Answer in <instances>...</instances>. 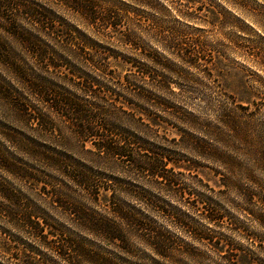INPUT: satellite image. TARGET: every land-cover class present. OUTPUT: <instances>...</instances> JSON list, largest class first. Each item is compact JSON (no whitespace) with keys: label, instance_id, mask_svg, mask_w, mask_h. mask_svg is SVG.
<instances>
[{"label":"trees","instance_id":"obj_1","mask_svg":"<svg viewBox=\"0 0 264 264\" xmlns=\"http://www.w3.org/2000/svg\"><path fill=\"white\" fill-rule=\"evenodd\" d=\"M9 4L0 0V15ZM21 9L29 18L24 50H0V100L10 109L0 134V226L9 229L0 264H126L120 255L135 252L178 264L181 246L157 221L192 235L177 207L185 199L186 159L216 161L228 174L241 165L240 151L215 150V132L184 102L183 71L158 53L121 80L110 68L118 57L100 40L49 11ZM73 9L100 26L102 37L122 33L111 10L90 3ZM225 131L239 138L230 124ZM241 152L264 161L258 149ZM200 196L193 213L222 225L209 197Z\"/></svg>","mask_w":264,"mask_h":264},{"label":"rangeland","instance_id":"obj_2","mask_svg":"<svg viewBox=\"0 0 264 264\" xmlns=\"http://www.w3.org/2000/svg\"><path fill=\"white\" fill-rule=\"evenodd\" d=\"M9 2V8L0 15V50L22 53L21 40L29 33V18L21 8L31 6L37 11H49L56 21L100 40L106 53L118 57L117 61L109 59L110 68L121 80L142 64L150 65L146 57L153 53L183 71L185 104L215 132V150L240 151L235 153L241 165L227 174L216 161L186 159L188 171L180 170L185 173L181 177L185 199L177 207L192 225V235L161 221L157 224L164 226L181 246L178 264H264V161L256 162L241 152L258 149L264 158V0ZM79 3L114 12L115 22L122 24V33L111 32L109 38L100 36V26L74 11ZM11 20L17 23L9 25ZM119 38H127L131 45H123ZM194 61L198 64L194 67L188 63ZM9 116L8 105L0 100V134L5 132ZM225 124L238 131L239 138L227 139ZM174 132L169 129L168 137L175 136ZM201 194L209 197V203L221 215L222 225L207 224L193 213L190 204L196 196L202 198ZM204 209L199 204L198 212ZM4 232H9L8 227L0 226V242L7 237ZM135 255H120V260L126 264H167L159 260L153 263L142 252Z\"/></svg>","mask_w":264,"mask_h":264}]
</instances>
